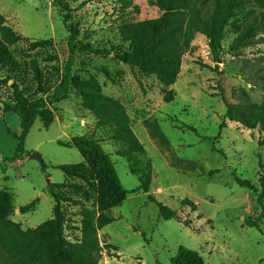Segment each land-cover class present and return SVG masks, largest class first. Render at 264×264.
Instances as JSON below:
<instances>
[{
  "label": "rangeland",
  "instance_id": "obj_1",
  "mask_svg": "<svg viewBox=\"0 0 264 264\" xmlns=\"http://www.w3.org/2000/svg\"><path fill=\"white\" fill-rule=\"evenodd\" d=\"M131 1L133 7L123 11L114 0H0V13L17 33L30 42H54L49 50H31L24 41L13 49L20 82L32 85L24 75L29 72V61L35 58L50 80L49 94L54 91L69 57V32L63 17L70 16V24L79 34L73 74L79 79H96L105 94L124 104L147 151L145 159L152 162L150 191L131 193L121 206L110 211L115 221L99 233L103 246L99 264H170L180 247L198 251L206 264H264V205L258 204L257 194L250 187L237 181L259 187L264 132L232 121L221 130L226 108L221 97L215 96L223 91L230 102H236L233 90H245L254 101L264 103V34L239 55L226 53L218 61L207 39L197 35L183 57L177 83L167 88L173 90L175 100L167 103L155 76L131 69L116 58L117 53L130 50L119 33L123 23L161 15L153 0ZM252 7L257 8L248 6ZM92 49L112 53H94ZM52 57L56 59L49 61ZM12 82L0 85V190L13 195L12 221L28 229L50 220L54 207L50 183L67 182L66 196L93 206L94 194L84 182L65 178L61 170L53 168L84 161L76 149L59 145L74 136L100 140L123 187L129 191L139 188L138 175L130 172L128 160L120 154L123 144L110 139L111 128L97 127L96 119L82 108L75 92L51 106L56 117L50 127L40 119L35 121L20 160L4 161L15 154L19 144L15 135L21 134L20 117L5 111L6 104L12 103ZM82 119L85 127L81 126ZM34 151L42 155L45 166L30 159ZM79 188L81 192L76 191ZM185 198L194 202L197 210L183 202ZM34 201V211L20 213L21 207ZM158 204L190 221V226L161 218ZM64 208L68 216L66 236L75 241L79 236L74 229L80 224L79 207L69 202ZM248 219H259L260 230L249 227Z\"/></svg>",
  "mask_w": 264,
  "mask_h": 264
},
{
  "label": "trees",
  "instance_id": "obj_2",
  "mask_svg": "<svg viewBox=\"0 0 264 264\" xmlns=\"http://www.w3.org/2000/svg\"><path fill=\"white\" fill-rule=\"evenodd\" d=\"M114 1L123 11L133 7L131 0ZM153 4L161 12L158 18L125 22L119 27V33L129 43L130 50L117 53L116 58L131 69L155 76L163 86V100L167 103L175 100L173 90L167 88L177 83L183 57L197 35L207 39L214 60L218 61L226 53L239 55L241 49L255 45L258 36L264 34V0H153ZM250 4L257 8H248ZM63 21L69 32V57L62 76L56 80L54 91L49 94L50 80L35 58L29 61V72L25 71L24 75L32 81V85L29 87L20 82L15 74L19 62L13 49L24 41L31 50H49L54 47L53 40L30 42L9 26L0 13V85L13 81L10 86L12 103L6 104L5 111H12L21 119V134L15 135L19 141L15 154L4 161L14 163L20 160L25 154L24 143L35 121L40 119L46 128L50 127L56 117L51 106L67 100L75 92L81 98L82 108L95 117L97 127L111 128L110 139L123 144L120 154L128 160L130 172L138 175L140 186L132 191L123 187L111 155L104 150L100 140L82 135L71 137L68 142H59L61 146L76 149L84 161L54 165L53 168L61 170L65 178L73 177L84 182L94 194L93 206L66 196L67 182L50 183L49 193L54 199L53 217L36 228L23 229L21 224L10 219L15 213L13 195L6 189L0 190V264H99L103 254L99 232L115 221L110 211L121 206L129 194L137 191L148 193L151 188L152 162L145 159L147 151L133 130L124 104L105 94L96 79H79L73 74L79 34L76 27L70 24V16H64ZM88 47L85 45L86 49ZM92 51L112 53L107 49ZM55 59L52 57L49 61ZM215 96L221 97L226 108L221 118V130L227 127V121H232L264 132V103L254 101L245 90H233L236 102H230L223 91ZM260 168L258 188L248 181H237L250 187L257 194L258 204L263 207L264 166L261 163ZM76 191L81 192V188ZM69 202L79 207L77 216L80 217V224L74 228L79 231V236L75 241L66 236L68 216L64 204ZM183 202L197 210V205L188 198ZM35 207L34 201L19 211L26 214L34 211ZM158 207L164 220L174 219L190 226V221H183L169 207L162 204ZM246 223L260 230L259 219H248ZM170 264L206 263L198 251L180 247Z\"/></svg>",
  "mask_w": 264,
  "mask_h": 264
},
{
  "label": "water",
  "instance_id": "obj_3",
  "mask_svg": "<svg viewBox=\"0 0 264 264\" xmlns=\"http://www.w3.org/2000/svg\"><path fill=\"white\" fill-rule=\"evenodd\" d=\"M30 159L37 160L41 165L45 166L42 155L38 151H34L29 155Z\"/></svg>",
  "mask_w": 264,
  "mask_h": 264
},
{
  "label": "crops",
  "instance_id": "obj_4",
  "mask_svg": "<svg viewBox=\"0 0 264 264\" xmlns=\"http://www.w3.org/2000/svg\"><path fill=\"white\" fill-rule=\"evenodd\" d=\"M85 110V109H84ZM95 118V117H94ZM81 126H83V127H85V124H84V121H83V119H82V122H81ZM103 230V229H102ZM102 230L99 232V233H101L102 232Z\"/></svg>",
  "mask_w": 264,
  "mask_h": 264
}]
</instances>
